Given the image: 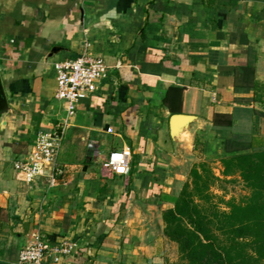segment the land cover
<instances>
[{"label": "crops", "instance_id": "crops-1", "mask_svg": "<svg viewBox=\"0 0 264 264\" xmlns=\"http://www.w3.org/2000/svg\"><path fill=\"white\" fill-rule=\"evenodd\" d=\"M84 49L107 71L76 105L66 173L52 187L28 182L14 161L65 112L54 62ZM0 78V264H16L35 230L71 245L44 264H171L163 213L190 168L207 161L220 174L221 157L264 136V0H0ZM173 113L197 119L173 137ZM125 146L129 171L115 174L104 163Z\"/></svg>", "mask_w": 264, "mask_h": 264}, {"label": "trees", "instance_id": "trees-1", "mask_svg": "<svg viewBox=\"0 0 264 264\" xmlns=\"http://www.w3.org/2000/svg\"><path fill=\"white\" fill-rule=\"evenodd\" d=\"M255 89L261 98L264 82ZM213 124L230 127L233 121L214 119ZM234 142L228 140L226 150ZM236 146V152L221 157L220 174L207 161L195 163L173 198L174 207L164 211L165 232L179 250L171 264H264V136ZM238 179L248 196L226 197V183Z\"/></svg>", "mask_w": 264, "mask_h": 264}, {"label": "built area", "instance_id": "built-area-1", "mask_svg": "<svg viewBox=\"0 0 264 264\" xmlns=\"http://www.w3.org/2000/svg\"><path fill=\"white\" fill-rule=\"evenodd\" d=\"M54 68L57 79L55 96L64 104V116L51 129L39 131L29 154L14 161L15 169L22 173L24 180L31 182L46 177L49 187L57 184L66 173L59 154L76 105L96 89L98 81L106 75L107 64L103 56L84 49L75 57L57 60ZM131 157L129 146L117 148L109 153L104 165L115 174H126ZM70 249L71 245L53 243L40 230H35L19 251L16 264H44L48 253H53L54 260H59Z\"/></svg>", "mask_w": 264, "mask_h": 264}, {"label": "water", "instance_id": "water-1", "mask_svg": "<svg viewBox=\"0 0 264 264\" xmlns=\"http://www.w3.org/2000/svg\"><path fill=\"white\" fill-rule=\"evenodd\" d=\"M53 50H55V48H53ZM7 107V98L0 78V111L5 110ZM196 119L197 116L195 114L173 113L169 119L170 134L173 137L180 136L182 131L186 128H190Z\"/></svg>", "mask_w": 264, "mask_h": 264}, {"label": "rangeland", "instance_id": "rangeland-1", "mask_svg": "<svg viewBox=\"0 0 264 264\" xmlns=\"http://www.w3.org/2000/svg\"><path fill=\"white\" fill-rule=\"evenodd\" d=\"M226 186L228 188L226 197L234 196L236 200H243L248 196L249 189H247L239 179L236 182L226 183Z\"/></svg>", "mask_w": 264, "mask_h": 264}]
</instances>
